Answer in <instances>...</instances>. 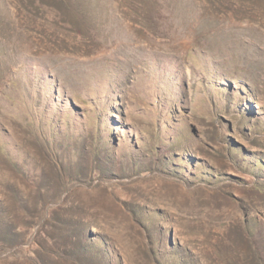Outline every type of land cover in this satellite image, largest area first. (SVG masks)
Listing matches in <instances>:
<instances>
[{"label":"rangeland","instance_id":"rangeland-1","mask_svg":"<svg viewBox=\"0 0 264 264\" xmlns=\"http://www.w3.org/2000/svg\"><path fill=\"white\" fill-rule=\"evenodd\" d=\"M0 264H264V0H0Z\"/></svg>","mask_w":264,"mask_h":264}]
</instances>
